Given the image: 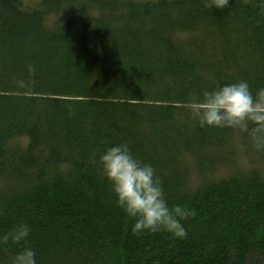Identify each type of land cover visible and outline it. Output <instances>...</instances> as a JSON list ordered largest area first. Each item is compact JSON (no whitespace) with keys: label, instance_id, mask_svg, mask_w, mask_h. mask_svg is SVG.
Segmentation results:
<instances>
[{"label":"trees","instance_id":"trees-1","mask_svg":"<svg viewBox=\"0 0 264 264\" xmlns=\"http://www.w3.org/2000/svg\"><path fill=\"white\" fill-rule=\"evenodd\" d=\"M241 80L264 88V0H0V233L30 226L0 261L264 264V151L184 107ZM122 142L193 210L183 239L131 233L92 161Z\"/></svg>","mask_w":264,"mask_h":264},{"label":"clouds","instance_id":"clouds-1","mask_svg":"<svg viewBox=\"0 0 264 264\" xmlns=\"http://www.w3.org/2000/svg\"><path fill=\"white\" fill-rule=\"evenodd\" d=\"M204 3L206 7L221 9L228 5V0H204ZM26 68L29 74L34 71L30 64ZM201 96L184 102L200 126L245 132L253 147L264 151V88L253 95L248 82L241 80L204 90ZM92 161L98 164L101 177L110 185L116 206L131 218L133 235L161 231L180 239L187 235L182 221L192 216L193 210L180 204L169 206L152 165L136 159L126 143L106 147ZM29 232L28 224L18 223L0 233V244H22ZM0 264H37L35 251L22 246Z\"/></svg>","mask_w":264,"mask_h":264},{"label":"rangeland","instance_id":"rangeland-1","mask_svg":"<svg viewBox=\"0 0 264 264\" xmlns=\"http://www.w3.org/2000/svg\"><path fill=\"white\" fill-rule=\"evenodd\" d=\"M32 2L34 1V0H31Z\"/></svg>","mask_w":264,"mask_h":264}]
</instances>
